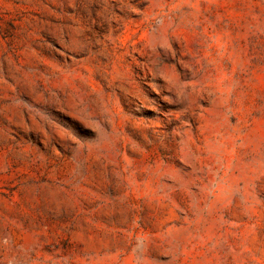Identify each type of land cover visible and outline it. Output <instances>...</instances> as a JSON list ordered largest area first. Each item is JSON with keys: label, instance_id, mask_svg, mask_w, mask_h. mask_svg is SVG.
I'll use <instances>...</instances> for the list:
<instances>
[{"label": "rangeland", "instance_id": "rangeland-1", "mask_svg": "<svg viewBox=\"0 0 264 264\" xmlns=\"http://www.w3.org/2000/svg\"><path fill=\"white\" fill-rule=\"evenodd\" d=\"M0 264H264V0H0Z\"/></svg>", "mask_w": 264, "mask_h": 264}]
</instances>
